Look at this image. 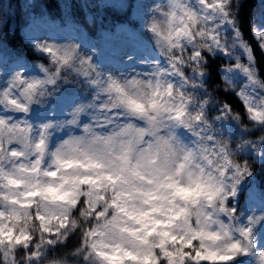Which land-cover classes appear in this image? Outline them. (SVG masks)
Here are the masks:
<instances>
[{
	"label": "snow or ice",
	"instance_id": "obj_1",
	"mask_svg": "<svg viewBox=\"0 0 264 264\" xmlns=\"http://www.w3.org/2000/svg\"><path fill=\"white\" fill-rule=\"evenodd\" d=\"M242 6L169 0L145 26L164 63L143 74L110 72L79 28L64 43L37 35L54 22L36 9L20 39L48 66L17 57L0 86V264H264V75ZM116 7L118 33L144 19L138 0ZM251 34L264 54V25ZM214 57L213 91L243 114L208 91ZM65 72L91 100L57 90ZM53 94L71 107L57 123L36 109Z\"/></svg>",
	"mask_w": 264,
	"mask_h": 264
},
{
	"label": "trees",
	"instance_id": "obj_2",
	"mask_svg": "<svg viewBox=\"0 0 264 264\" xmlns=\"http://www.w3.org/2000/svg\"><path fill=\"white\" fill-rule=\"evenodd\" d=\"M14 3L15 10L12 18V27H9V23H0V52L11 56H23L29 61H37L48 66V59L41 56L39 53H34L30 48L21 43L22 28L28 23L31 15L38 17L37 10L43 12L45 16L50 20H56L60 25H64L67 21H71L80 28L84 29L86 35L92 40L98 41L101 36L102 30H112L116 22H119L123 16V10L116 7L120 3L126 2L121 0L120 3H115L111 6H99L94 0H31L29 4L20 2L19 0H10ZM243 6L239 10V22L242 28L244 39L256 50L255 55L257 64L262 75H264V54L261 53L257 46V41L251 34L252 23L258 18L264 21V0H242ZM47 4V5H45ZM56 5H59L57 8ZM47 7V8H45ZM141 35L142 39L151 45H156L153 37L145 30L140 28L139 24L135 28ZM157 47V46H156ZM226 63L220 57H214L210 61V67L213 71L212 77L209 79L207 87L208 91L219 97L221 100H226L232 105L234 111H238L241 114L244 113V108L236 96L232 93L225 94L223 91H213L214 89L223 88L224 84L222 80L217 78L216 72L218 67ZM67 72L62 74V77L66 78ZM64 80L63 83H65ZM61 83V82H60ZM67 84V83H65ZM71 87H81L74 83H69ZM60 84L57 85V88ZM54 105L52 96L47 97L45 103L40 106H36L37 110H44L47 107ZM211 115H216L212 112ZM246 119V118H245ZM260 133H256L249 139H256ZM238 142L233 141V144ZM76 237H73L69 242L70 247L76 244ZM61 251H64L63 249ZM69 264H72L71 258H69Z\"/></svg>",
	"mask_w": 264,
	"mask_h": 264
},
{
	"label": "rangeland",
	"instance_id": "obj_3",
	"mask_svg": "<svg viewBox=\"0 0 264 264\" xmlns=\"http://www.w3.org/2000/svg\"><path fill=\"white\" fill-rule=\"evenodd\" d=\"M22 3H29L31 0H20ZM100 6L111 5L116 3L119 0H96ZM138 2L144 5L143 9L141 10L144 19L139 21L140 25L145 29L147 20L156 15L155 10L161 9L166 10V6L169 3V0H138ZM14 15V6L10 4L9 0H4L0 2V22L10 23L9 26L12 27V17ZM34 18H30L28 24H31ZM51 25H40L36 29L37 35L46 36L49 42H59L64 43L67 39H70L69 34L75 32L78 26L75 23L68 22L64 26L60 25L58 22L53 21ZM264 25L261 20L255 22L252 26L258 27ZM117 26V25H116ZM25 27L23 28L22 34L24 32ZM100 42L104 44V59L103 63L105 67L110 72H117V71H125L126 68L128 71H131V68L134 67L137 73L143 74L147 71L151 70L152 65L159 61L160 63H164V58L162 55L159 54V50L155 49L157 45H150L147 43H141V37L138 33L133 30L131 33H118L116 32V27L113 31H102ZM158 48V46H157ZM136 52L137 57L139 58L141 55L146 56L147 59L144 64L134 63L130 67L121 64L122 53L123 52ZM22 58V57H20ZM15 60L8 58L6 55L0 53V86L4 84V82L8 79L6 69H11L15 67ZM22 60L29 64H37L39 62H32L26 61L24 58ZM71 79H74L78 82L77 78L69 74ZM72 89H75L76 92L79 93L78 96H74L73 98L77 102L87 103L91 100V94L86 90L82 89V91H78L76 88H72L67 84H63L58 87V91L63 90L64 95L68 96L71 94ZM83 97V100H81ZM54 105L51 108H47L45 110L40 111L42 115H46L48 119H51L53 123H57L61 120L69 118V112L71 111V107H66L63 103L58 100L57 96L53 94L52 96ZM75 105L73 104L72 107ZM38 122V121H33ZM47 122V120H45ZM64 130H58L55 135L57 137L63 136Z\"/></svg>",
	"mask_w": 264,
	"mask_h": 264
}]
</instances>
